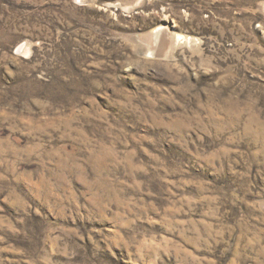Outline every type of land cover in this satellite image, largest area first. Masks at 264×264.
<instances>
[{
    "label": "rangeland",
    "instance_id": "1",
    "mask_svg": "<svg viewBox=\"0 0 264 264\" xmlns=\"http://www.w3.org/2000/svg\"><path fill=\"white\" fill-rule=\"evenodd\" d=\"M0 264H264V0H0Z\"/></svg>",
    "mask_w": 264,
    "mask_h": 264
},
{
    "label": "bare ground",
    "instance_id": "2",
    "mask_svg": "<svg viewBox=\"0 0 264 264\" xmlns=\"http://www.w3.org/2000/svg\"><path fill=\"white\" fill-rule=\"evenodd\" d=\"M161 30V29H160ZM159 36H160V31L159 30H156L153 34V38L154 40H156L155 42H158L157 40L159 39ZM162 40V39H161ZM167 41V40H166ZM164 43V41H163Z\"/></svg>",
    "mask_w": 264,
    "mask_h": 264
}]
</instances>
